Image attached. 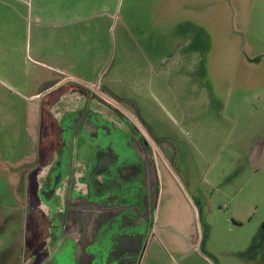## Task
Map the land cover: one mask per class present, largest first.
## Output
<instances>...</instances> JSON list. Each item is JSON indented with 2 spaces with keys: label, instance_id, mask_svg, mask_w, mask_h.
Wrapping results in <instances>:
<instances>
[{
  "label": "rangeland",
  "instance_id": "obj_1",
  "mask_svg": "<svg viewBox=\"0 0 264 264\" xmlns=\"http://www.w3.org/2000/svg\"><path fill=\"white\" fill-rule=\"evenodd\" d=\"M66 1L0 0V264L26 263L56 101L157 147L139 264H264V0H101L90 25L55 23Z\"/></svg>",
  "mask_w": 264,
  "mask_h": 264
},
{
  "label": "flooded vegetation",
  "instance_id": "obj_2",
  "mask_svg": "<svg viewBox=\"0 0 264 264\" xmlns=\"http://www.w3.org/2000/svg\"><path fill=\"white\" fill-rule=\"evenodd\" d=\"M48 107L59 116L29 184L35 230L26 226L25 264H139L160 193L151 136L88 103Z\"/></svg>",
  "mask_w": 264,
  "mask_h": 264
},
{
  "label": "crops",
  "instance_id": "obj_3",
  "mask_svg": "<svg viewBox=\"0 0 264 264\" xmlns=\"http://www.w3.org/2000/svg\"><path fill=\"white\" fill-rule=\"evenodd\" d=\"M64 4V7L62 8L63 10L61 11L64 17L59 18V14L55 18V23H59L60 21L66 23L67 25L70 23V21L77 22V23H82L84 25H90L89 22L92 17H95L97 20L98 18L102 17L100 15L98 18L96 15H93L91 13L92 10H106L107 6H103L101 3V0H67L65 3L62 2L60 3ZM106 4V3H105ZM58 8V5L56 6ZM56 9V8H55ZM58 10V9H57ZM59 11V10H58ZM71 11H74L71 12ZM59 19L60 21H57ZM80 39V36H79ZM84 48V47H83ZM65 80L60 81L58 84H56L55 87H58L61 85V83H64ZM95 83H92L94 85ZM72 91V90H71ZM31 183H34L35 181H30Z\"/></svg>",
  "mask_w": 264,
  "mask_h": 264
}]
</instances>
